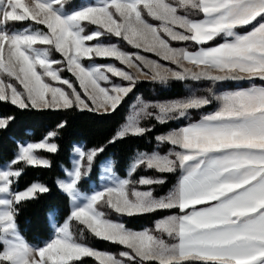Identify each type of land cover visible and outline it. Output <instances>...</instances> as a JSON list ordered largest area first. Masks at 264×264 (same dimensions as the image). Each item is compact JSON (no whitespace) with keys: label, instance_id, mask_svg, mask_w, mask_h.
I'll return each instance as SVG.
<instances>
[{"label":"snow or ice","instance_id":"6c2138e0","mask_svg":"<svg viewBox=\"0 0 264 264\" xmlns=\"http://www.w3.org/2000/svg\"><path fill=\"white\" fill-rule=\"evenodd\" d=\"M16 24L26 26L10 27ZM247 26L250 31H237ZM218 37L222 43L206 46ZM110 38L137 51L105 42ZM97 58L123 67L97 64ZM256 80L264 82V0H0V102L22 112L111 116L143 82L251 84L219 94L210 86L203 95L190 90L163 101L136 96L106 143L73 144L71 168L61 166L65 178L55 181L70 210L62 223L49 213L52 236L42 244L26 240L18 217L52 189L36 181L18 190V184L28 167L52 168L47 154L61 151L70 122L58 121L38 141L16 142L13 159L0 166V264H85V258L97 264H264V86L251 83ZM183 120L184 126L154 137L155 150H137L125 176L118 174L109 146ZM15 121L0 116V132ZM161 145L169 147L162 153ZM94 169L102 173L98 178ZM149 170L161 175L140 174ZM177 173L171 190L154 194L153 186L166 182L163 174ZM109 212L168 214L136 231ZM85 233L126 250H97Z\"/></svg>","mask_w":264,"mask_h":264},{"label":"trees","instance_id":"16d2710c","mask_svg":"<svg viewBox=\"0 0 264 264\" xmlns=\"http://www.w3.org/2000/svg\"><path fill=\"white\" fill-rule=\"evenodd\" d=\"M73 3L79 4L82 0H72ZM201 16H197L199 18ZM26 24H16L13 27L15 30H20L25 27ZM251 29V26L237 29L239 32H246ZM223 37H218L216 40L209 42L206 46H211L223 41ZM107 43H117L120 47L126 50H135L126 45L122 41L116 38H110L106 40ZM173 44H180V42H172ZM182 43V42H181ZM183 44V43H182ZM191 49H195L194 46H190ZM148 55L155 56L152 53ZM55 58H59L58 54H54ZM158 58V57H156ZM106 59L97 58L95 62L101 63ZM115 61V60H114ZM116 63L118 61H115ZM88 63V61H85ZM67 76V73H64ZM118 80V79H117ZM192 81L178 82L170 81L168 85H159L149 82H143L137 86L134 90V94H130L126 98L124 104L117 110L115 114L111 116H100L87 111H73L70 113L64 112H22L14 106L0 102V116L14 115L16 121L10 126L9 131L0 132V165L13 159L14 153L17 150L18 141H38L42 139L43 135L54 127V125L62 120L68 119L70 127L64 133L63 139L60 141L61 151L56 155L47 154L48 158L52 160L53 166L51 169L32 168L25 169L24 174L19 180L18 190H23L33 182H41L48 185L52 189V193L49 195L41 196L38 200L24 205L20 216L18 217V223L22 235L29 243L42 244L48 240L52 234V228L48 221V215L51 212H55L58 223H62L67 217L70 205L68 198L61 194L56 188L55 181L59 177H64L61 166L71 167V148L74 143L81 142L88 147L99 146L106 143V141L112 136L117 127L125 120V116L129 111V105L135 100L136 96L141 95L148 100H165L174 99L185 96L188 93V85ZM251 83L263 84L264 82L256 80ZM251 84L249 82H220L216 85H212L214 89L230 90L239 87H247ZM207 87H210L207 84ZM215 105L207 107L201 110L202 113L208 110L213 111ZM207 110V111H206ZM200 115L193 113L192 119L198 120ZM188 121H175L170 122L167 125H156L154 131L147 137L141 139H128L123 142L117 143L114 147L109 146L107 150L108 156L117 162L118 174L121 177L125 176L128 164L131 157L134 156L137 150L139 151H153L157 148L154 137L163 132H166L173 128L184 126ZM155 123V122H153ZM168 145L159 146V150L163 153L167 150ZM103 159V157L101 158ZM142 175L157 177L161 174L154 171H144L140 173ZM94 175L98 178L99 172L94 169ZM165 183L163 185L153 186L154 194L164 195L171 190L177 183L179 174H163ZM135 178V177H134ZM148 188V186H141V189ZM88 186L83 185L82 191H87ZM167 212H158L154 214L139 215L133 217L119 216L115 213L109 212L108 215L111 219L125 223L126 227L134 230H142L145 228L154 227L155 221ZM85 242L99 250H104L118 254L120 251L126 250L123 246L112 244L107 241L99 240L91 237L88 233H85ZM85 264H97L93 258H85Z\"/></svg>","mask_w":264,"mask_h":264},{"label":"rangeland","instance_id":"374dc122","mask_svg":"<svg viewBox=\"0 0 264 264\" xmlns=\"http://www.w3.org/2000/svg\"><path fill=\"white\" fill-rule=\"evenodd\" d=\"M199 18H201V17H199ZM173 46L174 47H184V46H186L184 43L182 44L181 42H180V44H173ZM190 47V46H189ZM124 49V48H123ZM125 51H129V52H132V51H137V50H126V49H124ZM190 50H195V49H191L190 48ZM141 54H143V55H147L150 59H157V60H160V58L158 57V58H156V56H151V55H148L147 53H141ZM160 62L161 63H164L165 65H167V66H172V67H174L173 65H170V63L169 62H167V61H163V60H160ZM95 63H97V62H95ZM107 63H116L113 59H106V61H104V62H101V63H97V64H107ZM117 64V66L118 67H123L122 65H120L119 64V62H117L116 63ZM116 82H119V80H116ZM207 84H209L211 87H212V85L210 84V82H196V81H192L189 85H188V88H189V90H188V93L185 95V96H187L188 94H189V92H190V90H195V91H197V94H200V95H203V94H206V89L208 88L207 87ZM80 89L78 88V91H79ZM222 92H224L223 90H219L218 91V93L217 94H219V93H222ZM139 96H141V95H139ZM185 96H183V97H185ZM142 97V96H141ZM180 98H182V97H180ZM145 99V98H144ZM174 99H178V98H174ZM145 100H148V99H145ZM165 100H168V99H165ZM135 101V100H134ZM133 101V102H134ZM153 101H155V100H153ZM160 101H163V100H160ZM132 102V103H133ZM207 111V110H206ZM211 110H208L207 112H210ZM207 112H205V113H207ZM196 115H201V114H204V113H202V112H199V113H195ZM171 130V129H170ZM169 131V130H168ZM167 132V131H166ZM166 132H163V133H166ZM162 134V133H161ZM76 143H81V142H76ZM75 144V143H74ZM4 165V164H3ZM3 165H0V166H3ZM69 168H71V167H69ZM102 173H100L99 172V175H101ZM59 178H61V179H63V178H65V177H59ZM123 178V177H122ZM142 190H147V188H145V189H142ZM153 228V227H152ZM151 229V228H150ZM132 230H134V229H132ZM143 230V229H142ZM136 231H140V230H136ZM51 236H52V234H51ZM50 236V237H51ZM50 239V238H49ZM97 250H99V249H97ZM100 251H104V250H100ZM105 252H108V251H105ZM110 253H112V252H110ZM114 254V253H113ZM118 255V254H117Z\"/></svg>","mask_w":264,"mask_h":264},{"label":"crops","instance_id":"0c3cea01","mask_svg":"<svg viewBox=\"0 0 264 264\" xmlns=\"http://www.w3.org/2000/svg\"><path fill=\"white\" fill-rule=\"evenodd\" d=\"M202 18V17H201ZM251 29H249L248 31H250ZM238 31V30H237ZM240 33H244V32H240ZM223 42V41H222ZM222 42H219V43H222ZM218 44V43H217ZM216 44H214V45H211V46H215ZM257 86H264L263 84H256ZM251 86V85H250ZM247 87H249V86H247ZM238 88H236V89H230V90H223L224 92H227V91H234V90H237ZM182 127V126H181ZM110 157V156H109Z\"/></svg>","mask_w":264,"mask_h":264}]
</instances>
